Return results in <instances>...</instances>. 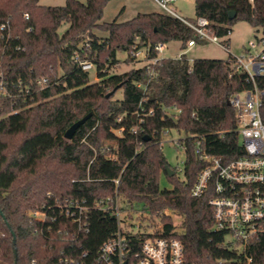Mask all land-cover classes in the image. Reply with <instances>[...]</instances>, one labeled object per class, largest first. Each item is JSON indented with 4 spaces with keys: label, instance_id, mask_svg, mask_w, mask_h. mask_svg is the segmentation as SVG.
Masks as SVG:
<instances>
[{
    "label": "trees",
    "instance_id": "1",
    "mask_svg": "<svg viewBox=\"0 0 264 264\" xmlns=\"http://www.w3.org/2000/svg\"><path fill=\"white\" fill-rule=\"evenodd\" d=\"M109 1L42 5L39 0H0V73L11 94L0 96V264H15L13 234L17 264H61L66 257L92 262L118 229L115 214L93 207L94 202L116 194L128 216L160 218L138 243L177 237L189 262L264 264V236L240 253L225 231L214 230L213 192L191 194L206 166L203 153L223 161L243 154L229 99L251 86L247 74L235 68L231 53L226 59L190 60L185 53L162 57L154 74L146 64L112 73L120 51L147 49V58H154L160 44L175 39L186 49L189 40H204L164 12L102 21ZM230 10L236 18H229ZM195 13L210 20V31L224 42L239 20L264 32V0H195ZM75 52L94 64L97 81L74 61ZM41 78L49 81L44 88L36 83ZM258 82L264 87V79ZM23 87L30 93L20 95ZM119 89L123 97L114 99ZM90 112L67 139L71 124ZM167 129L186 136L179 139L185 146L182 174L163 152ZM162 175L171 187L161 185ZM67 198L89 206L88 232L61 212ZM165 209L182 216L181 232ZM34 210L45 211L47 219L32 218ZM244 254L254 260L246 262Z\"/></svg>",
    "mask_w": 264,
    "mask_h": 264
},
{
    "label": "built area",
    "instance_id": "2",
    "mask_svg": "<svg viewBox=\"0 0 264 264\" xmlns=\"http://www.w3.org/2000/svg\"><path fill=\"white\" fill-rule=\"evenodd\" d=\"M156 1L165 13L180 18L191 27L200 40H210L223 45V38L210 31V20L207 18L203 16H197L194 20L185 18L175 13L170 5L175 0ZM5 27L6 24H3L2 28ZM196 43L197 39L193 38L188 41V46H194ZM163 46L162 44L156 46L159 54ZM223 46L228 50V46ZM159 54L157 57L147 58V49L131 52L132 57L142 55V59L148 60L147 70L151 74H154V64L162 58ZM74 61L86 71L95 67L91 61L82 59L78 52L74 54ZM233 64L236 69L243 70L247 74V80L251 82L249 88L234 93L229 99L230 105L235 109L237 132L243 154L223 161L219 157L203 153L201 158L206 161V166L199 173L191 194L199 197L209 190L213 192L209 203L213 206L214 230L225 231L233 245L243 253L253 240H259L264 236V87L258 82V79H264V32L263 36L257 37L256 42H249L242 55H233ZM36 83L44 88L49 81L47 78H41ZM8 84L3 73H0V96L11 95ZM19 85H22L21 81ZM29 93L28 87L21 88L20 95ZM149 113L152 114L153 110ZM169 131L167 129L164 135ZM179 139L174 140L175 144L185 149V146L179 143ZM199 150L200 147L197 146V151ZM115 181L119 183L118 179ZM93 207L115 214L118 221L117 232L101 245L98 255L92 262L66 257L61 259V264H196L187 261L184 244L177 237H147L138 243L136 239L145 231L136 228L135 230L130 221L126 222L130 217L122 211L117 194L114 199L111 197L97 199ZM89 210V206L79 199L67 198L61 206V212L77 223L84 232L89 231ZM30 216L41 221L47 219V213L42 210L31 211ZM83 255L87 256V253ZM244 257L246 262L254 260L245 254ZM32 263L35 264V260ZM216 264L239 263L219 260Z\"/></svg>",
    "mask_w": 264,
    "mask_h": 264
},
{
    "label": "rangeland",
    "instance_id": "3",
    "mask_svg": "<svg viewBox=\"0 0 264 264\" xmlns=\"http://www.w3.org/2000/svg\"><path fill=\"white\" fill-rule=\"evenodd\" d=\"M81 2H86L87 0H80ZM42 5H64L66 0H39ZM175 13L182 17L188 19H194L196 17L195 13V0H175L170 3ZM146 12H164L165 10L158 4L156 0H110L104 8V13L102 21L110 22L118 18V21H127L133 19L139 13ZM68 24H64L60 28V32L66 30ZM101 36L107 35V32L97 31ZM263 36V31L261 28L258 29L256 26H252L249 22L245 20H239L235 22L232 26V32L229 37L230 40L227 42H222L223 45L228 46V50L221 44L215 43L210 40H204L202 42H197L194 46H187V51L181 48V42L179 40H173L165 44L162 48L161 57H180L182 54H186L187 58L190 60L196 58H217L226 59L229 53L235 56H240L243 54L244 49L249 46V42L257 41V37ZM260 50V47H258ZM119 52L118 56L120 61L112 67V73H123L132 69L133 67H140L148 62L146 59H142V55L139 57H132L131 52ZM91 81H97V70L94 67L90 70ZM123 97V89H119L115 95L114 99H119ZM186 137L183 132H179L176 129H171L168 134L164 135L163 140V152L165 153L169 163L178 169L180 174H182L185 161V151L184 149L175 144L174 140ZM171 167V166H170ZM161 185L163 187H171V183L166 179L165 175H162ZM164 212L171 214L174 223L176 224V230L182 231V216L178 212H174L170 209H165ZM129 222L134 229H139L140 231H145L152 233L155 228L159 225V217H142L139 214H134L129 216ZM152 218V219H150ZM135 229V230H136Z\"/></svg>",
    "mask_w": 264,
    "mask_h": 264
},
{
    "label": "water",
    "instance_id": "4",
    "mask_svg": "<svg viewBox=\"0 0 264 264\" xmlns=\"http://www.w3.org/2000/svg\"><path fill=\"white\" fill-rule=\"evenodd\" d=\"M229 18L234 19L236 18V12L234 10L229 11ZM110 96V94H108ZM91 112L86 114L84 117L80 118L79 120L75 121L71 126L66 130L65 137L67 139H71L74 134H76L77 129L91 116ZM166 169L169 170L170 174L172 175L174 171L169 165H166ZM13 250H14V263L17 264L18 260V249L16 246V235L13 234Z\"/></svg>",
    "mask_w": 264,
    "mask_h": 264
},
{
    "label": "crops",
    "instance_id": "5",
    "mask_svg": "<svg viewBox=\"0 0 264 264\" xmlns=\"http://www.w3.org/2000/svg\"><path fill=\"white\" fill-rule=\"evenodd\" d=\"M185 51H187V48L186 49H184Z\"/></svg>",
    "mask_w": 264,
    "mask_h": 264
}]
</instances>
